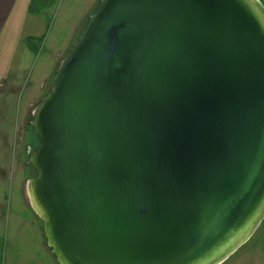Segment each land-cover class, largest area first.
I'll use <instances>...</instances> for the list:
<instances>
[{
  "label": "water",
  "instance_id": "95a60500",
  "mask_svg": "<svg viewBox=\"0 0 264 264\" xmlns=\"http://www.w3.org/2000/svg\"><path fill=\"white\" fill-rule=\"evenodd\" d=\"M31 123L60 264H219L264 219V3L100 0Z\"/></svg>",
  "mask_w": 264,
  "mask_h": 264
},
{
  "label": "rangeland",
  "instance_id": "374dc122",
  "mask_svg": "<svg viewBox=\"0 0 264 264\" xmlns=\"http://www.w3.org/2000/svg\"><path fill=\"white\" fill-rule=\"evenodd\" d=\"M42 3V6L52 5L42 17L39 14L44 25L41 35L44 41L33 38V49L25 48L28 44L25 35L31 28L23 17L13 30L0 37V190L10 194L12 206H20L21 196L28 206L24 208L23 222L0 226V245L1 237H19L21 251L18 243L6 251L8 257L17 253V259L9 258L10 264H60L47 244L43 222L32 208L27 192V180L34 174L29 162L30 147L38 142L31 123L32 112L100 0H42ZM70 38L72 42L65 48ZM38 41L43 47L41 54L36 53ZM5 227H9L8 235ZM263 229L264 219L250 238L219 264H264L259 239Z\"/></svg>",
  "mask_w": 264,
  "mask_h": 264
},
{
  "label": "crops",
  "instance_id": "0c3cea01",
  "mask_svg": "<svg viewBox=\"0 0 264 264\" xmlns=\"http://www.w3.org/2000/svg\"><path fill=\"white\" fill-rule=\"evenodd\" d=\"M19 1L20 2L18 5V0H0V37L2 38L4 35L9 33L11 30H13L14 24L15 23L17 24L19 19L23 17L26 20L25 23L29 25L28 28H31V30L27 32L25 35L26 36L25 39H27V43H28L25 44V48L29 47V49H33L31 46L32 40L28 41V39L34 38L35 40L38 37V39H41V42L44 41L45 37H41L43 33L42 31L44 25L42 23V19H40L39 14L42 17L43 12L45 13V10L51 7L52 5L42 6L41 8L35 11H31L29 7L32 0H19ZM93 1L95 2L96 0ZM261 1L264 3V0ZM46 28L48 29V26ZM38 42L40 43V41ZM70 42H72L71 38L67 42V47L65 48H68ZM41 44L42 43H40L39 47L37 48L36 51L37 54H41L40 51L43 49ZM57 51L58 50H56L55 55H57ZM19 200L21 203L19 207H16L15 205L12 206L10 200V194L9 193L5 194L0 190V226L1 225L5 226L6 223L8 226L9 222L19 224L25 220L24 208L25 207L27 208L28 206L24 201V196H21ZM5 230L7 231V235H8L9 227L8 228L5 227ZM1 238H2V244L0 245V264H10L9 258H11V260L17 259V255H16L17 253L8 257L6 255V251L11 249L16 243L19 244L17 248L18 250L21 251L20 243L18 241L19 237H12V239L9 237H1ZM15 238H17V240ZM259 239H260V245L262 247V251L264 252V229L260 232ZM9 240L11 241L9 242ZM4 252L5 254H3ZM18 257H20V254H18Z\"/></svg>",
  "mask_w": 264,
  "mask_h": 264
},
{
  "label": "trees",
  "instance_id": "16d2710c",
  "mask_svg": "<svg viewBox=\"0 0 264 264\" xmlns=\"http://www.w3.org/2000/svg\"><path fill=\"white\" fill-rule=\"evenodd\" d=\"M44 5V3H42V0H32L31 3H30V7L29 9L31 11H35L37 9L40 8V6ZM31 39H28V41H30ZM34 43L31 42V46L33 47Z\"/></svg>",
  "mask_w": 264,
  "mask_h": 264
}]
</instances>
